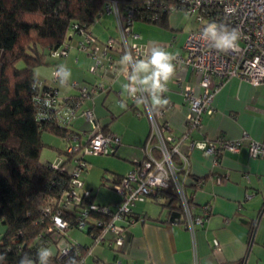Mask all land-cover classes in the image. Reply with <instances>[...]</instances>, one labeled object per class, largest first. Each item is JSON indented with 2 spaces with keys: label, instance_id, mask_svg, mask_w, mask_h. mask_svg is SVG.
Segmentation results:
<instances>
[{
  "label": "crops",
  "instance_id": "crops-1",
  "mask_svg": "<svg viewBox=\"0 0 264 264\" xmlns=\"http://www.w3.org/2000/svg\"><path fill=\"white\" fill-rule=\"evenodd\" d=\"M112 16L113 13L104 10L89 26L88 31L71 34L69 42L71 45L75 42L77 48H71L58 63L65 68L66 74L70 73L67 68L76 62L85 69L82 71L84 74L76 76L71 72L69 78H64L65 83L56 82L53 85L61 98L77 94L78 88L75 86L81 83L102 84L103 88L85 99L80 109H91L96 126L106 128L120 138L111 153H119L126 163L116 165L112 162L110 168L103 170L101 177L110 183L115 176L126 174L135 161L142 158L144 149L152 145L148 139L149 118L139 102L129 100V93L124 89V85L130 82L129 76H124L121 64H117L115 70L108 69L107 57L117 59L120 54L117 41L109 44L111 39H115L108 27ZM104 17L105 20L101 21L100 18ZM156 25L162 29L170 28ZM87 35L94 39L86 43L87 48L78 47L79 41H85ZM135 35L134 39L129 40L141 48L143 57L149 55L150 48L155 45L167 51L175 48L172 42L167 44L158 40L144 41L141 35ZM106 37L109 41L106 40L105 46L96 42L97 38L105 40ZM93 48H96L97 54L105 51L106 57L103 58L102 67L97 70L98 75L87 76V66L95 62L90 51ZM182 53L173 54L176 56L183 55ZM176 66V74L167 84L168 91L161 94L167 98L168 104L162 107L153 105L149 92L148 99L155 110L162 111L158 120L168 125L166 132L181 139L178 146L180 154L186 156L188 164L185 170L192 177L184 183L189 200L196 207L197 213L204 206L209 213L202 224L195 226L192 233L183 225L181 219L178 223L170 222L168 218L171 211L167 212L166 208L158 207V202L154 201L156 206L152 207L146 200L138 201L131 208L133 217L116 222L125 232L123 246L114 248V243L110 246L106 241L97 245L91 244L89 251H94V263L85 259L86 264H95L96 261H116L119 264H192L193 260H196V264H264V154L250 156L248 149V143L252 139L264 143V83L251 84L238 76L229 77L212 96V113H203L201 127L191 129L185 134L189 102L185 100L181 88L185 85L194 87L196 73L183 64ZM40 71L43 72L41 69ZM80 115L74 121V127L81 131L94 130L90 122ZM220 138H242L241 146L237 151L223 150L216 157L196 146H190L199 141H212L217 144ZM52 141L49 140L52 144H58ZM180 154L173 158L178 168L184 166ZM182 171L184 170H180V177ZM103 182L101 181L102 184ZM118 199L116 195L101 204H110L113 208ZM94 201L100 202L96 198ZM161 201L164 202V199ZM143 215L146 218L143 219ZM2 230L0 224V232ZM80 240L82 243H91L89 236L81 237ZM214 240L218 241L217 248ZM103 244H107L113 252L104 249L101 246Z\"/></svg>",
  "mask_w": 264,
  "mask_h": 264
},
{
  "label": "trees",
  "instance_id": "trees-1",
  "mask_svg": "<svg viewBox=\"0 0 264 264\" xmlns=\"http://www.w3.org/2000/svg\"><path fill=\"white\" fill-rule=\"evenodd\" d=\"M109 1L0 0V224L3 228L0 232V254L5 256L0 264H18L25 253L39 264L36 253L40 247L54 250L51 264H66L70 257H75L79 264H86L84 258L91 244L111 240L103 237V228L96 222L108 220L109 215L89 207L90 204H101L94 201V192L88 190V193H83L80 202H59L64 191L72 189L73 168L77 165L75 157L85 163L79 174L83 180L82 174L91 154L80 151L77 155L71 154L66 151V143L61 149L58 144L44 140V133L67 140L71 136H87L93 131H81L74 127V121L82 115L80 105L87 99L82 86L90 84L75 86L78 88L77 94L59 97L54 102L56 107H48L44 104L45 98L58 96V93L53 86L40 81L34 71L38 65L50 64L48 54L53 55L63 47L72 33L88 31ZM117 1L122 6L129 4L141 21L169 26L170 10L166 4L170 0H163L164 4L160 3L159 7L156 2L162 0H155L152 4L147 0ZM54 67L62 70L61 78L65 83V68L60 63ZM58 104L75 108V117L68 121L64 119L62 112L57 110ZM100 129L105 133L110 132L106 128ZM81 143L84 144L85 139ZM45 146H51L58 155H63L60 162L41 161L40 155ZM71 159L75 164L70 170L66 162ZM123 176H115L111 183H119ZM191 179L188 174L185 184ZM118 197L114 207L123 199L122 195ZM149 198L152 202L160 203L167 212L181 210L178 196L171 185ZM101 205L114 209L110 204ZM83 209H86V215ZM57 211L70 228L84 230L91 243L70 239L67 232L58 234L55 230H49L51 217ZM131 211L132 214L125 213L126 220L133 217ZM142 218H146V215ZM81 221H85V226H79ZM59 239L69 245V251L61 257L56 255L55 247ZM108 244L111 246V243Z\"/></svg>",
  "mask_w": 264,
  "mask_h": 264
},
{
  "label": "built area",
  "instance_id": "built-area-1",
  "mask_svg": "<svg viewBox=\"0 0 264 264\" xmlns=\"http://www.w3.org/2000/svg\"><path fill=\"white\" fill-rule=\"evenodd\" d=\"M152 2H155V0H147V3L152 4ZM156 3L158 7L160 3L164 4L163 0ZM166 5L170 11L180 8V10L184 9L188 14L194 15L199 25L196 30L189 32L185 37L183 44L185 56L176 55L174 61L178 65H185V67L196 73L194 87L185 85L181 88L185 100L189 102L184 127L186 134L191 129L201 127L200 120L203 113H212V96L229 77L238 76L251 84L264 83V0H170ZM105 10L115 16L117 37L108 41L109 44L117 41L120 53L117 59L107 57L109 59L108 69L115 70L117 64H121L124 76H130V66L122 64L120 60L126 50H130L134 58L143 57L141 48L129 40V38L134 39L136 36L130 28L134 20L137 19L136 12L129 4L122 6L117 0H110ZM211 22L240 30L241 39L235 49L226 52L219 51L214 47L215 41L210 36L205 37L202 35L204 27ZM85 32L79 31V33ZM92 39H94L92 36L87 35L85 41H79V47L87 48L86 43ZM72 47L69 41L65 42L63 47L53 52V55L65 56ZM90 51L95 57V62L91 65V71L97 72L102 67L106 53L104 51L102 54H97L96 48L90 49ZM126 68L128 71H125ZM61 76L62 70L56 67L53 71V79L62 82ZM136 87L139 91L136 93L135 99L129 96L134 102L137 101L142 104L143 112L149 118L150 133L148 139L152 145L144 149L142 158L135 161L133 167L124 174L119 183L111 185L123 197L114 209H111L108 205H89L90 209L109 215L108 220L96 222L103 228V237L110 238L111 240L108 242L114 243L117 247L123 246L125 237L123 227L117 225V220L124 219L126 214H132L131 208L137 201L154 197L159 194L160 190L168 188L170 185L175 190L181 207V210H178L181 213L178 219L182 220L183 225L189 231L193 233L195 226L202 224L209 212L208 208L204 206L197 213L196 207L191 203L184 190L187 177L185 168H187L188 160L186 156L180 154L178 146H180L181 139L166 132L168 125L158 120V116L162 115V111L160 109L155 110L152 107L148 99V92L143 90V86L136 85ZM101 88H103L101 83H93L89 86H82V92L88 98ZM58 98L57 95L48 96L45 98L44 104L48 107H56L54 102H57ZM57 107V110L62 112V117L67 121L75 117V108L62 104H58ZM82 115L92 122L94 130L85 136L84 144L81 143L82 139H80L82 135L65 139L66 151L75 155L78 151L84 154L112 152L114 144L120 142L118 135L113 132L105 133L100 127L98 128L91 109H83ZM241 142L242 138L236 140L220 138L217 144L212 141H199L192 143L190 146H196L204 150L205 153L210 154V156L216 157L223 150L237 151L241 146ZM248 144L250 156L264 154V143L252 139ZM178 154L181 155L183 160L184 166L182 168H178L173 159ZM74 161L77 165L73 168L72 189L64 191L62 198L59 199L61 204H70L73 201L80 202L82 194L88 193V190L77 191V187L83 184L79 174H81L85 163L77 157ZM182 169L184 171H182L180 177L179 172ZM85 210L83 209V213L86 215L87 211ZM51 220L52 225L49 230L64 234L70 229L68 222L58 211L52 215ZM85 224V221H81L79 226L83 227ZM61 241L62 239H59L55 245L56 255L59 257L69 251V245ZM213 242L217 248L218 241L214 240ZM97 262L95 264H100ZM104 264L119 263L115 261ZM192 264H196V260H193Z\"/></svg>",
  "mask_w": 264,
  "mask_h": 264
},
{
  "label": "rangeland",
  "instance_id": "rangeland-1",
  "mask_svg": "<svg viewBox=\"0 0 264 264\" xmlns=\"http://www.w3.org/2000/svg\"><path fill=\"white\" fill-rule=\"evenodd\" d=\"M105 18L106 17L100 18V20L101 21L105 20ZM169 26H170L169 29H162L160 27H157L156 24L147 23V22L141 21L139 19H135L130 28H132V32L134 34H138L139 36L141 35L142 40H144V41L149 39L152 41L158 40L161 43L167 42V44L172 42L173 46L175 45V48L173 49L174 52L171 49H169L168 51L171 53H175V52L182 53V51H183L182 54H183V56H185V52H184L185 50H183V48H182V45L184 43L183 41H185V39H186L185 37L187 36V34L189 32L196 30L199 27L198 22L195 20V16L188 14L184 9H181V10H180V8L172 9L169 12ZM108 27H109V29L112 30V32H110V33H113L112 35L114 37H117L116 36L117 35V29L115 26L114 16H112V18L110 19ZM107 31H108V29H107ZM106 35H107V33H106ZM173 36H176V37L172 38ZM100 39L101 38H97L98 41L96 40V42L100 43L102 46H105L106 40H108V38L106 37L105 40H100ZM72 46H73L72 48H75V49L77 48L75 42L72 43ZM47 58H48V60L52 61V63L41 64V65L36 66L35 70H34L35 76L40 81H42V82L45 81V82H47V84H49L51 86H53L56 82H57V84L58 83L60 84L59 81H55L53 79V70L55 68L54 66L56 65V63H58L60 60H62L63 57H61L60 55H52V54L49 55L48 54ZM91 64L87 66L85 74L87 76H88V74H89V76L98 75L97 72L94 73V71H91ZM40 69L43 70V72H41ZM67 69L70 73L72 72L76 76H81L82 74H84V72L82 73V71L85 70L81 66H78V64L76 62L72 63L71 66ZM80 82H84V81H80ZM81 84L83 85L85 83H81ZM85 85H89V84L87 83ZM129 100H132V99L130 98ZM139 106L142 107V105H140V104H139ZM44 138H45L44 140H46V142L49 140L50 141L54 140L56 143H58V148L62 149L65 146V140L58 138V137H54L48 133H44ZM85 138H86L85 135H82V139H85ZM62 158H63V155H58V153L56 152V149H53L51 146L43 147L41 155H40V159L42 162L52 161L53 163H56V162H60V160ZM88 159H89V161L87 163L86 169H85L84 173L82 174L83 175V184H82V186L77 187V191H79V192H83L84 190H89L91 192L96 191V193H95L96 195L94 198H96L97 202L100 201L99 203H106L103 201H108V199H110L112 197H116V195L119 196L120 193L113 186H111L112 184L110 182H107L106 179H103L101 177V173L103 172V170L106 167L110 168L112 162H115L116 165H121V163L125 162V161H123V158L120 157L119 153L118 154H112L111 152H109V153H102V154H91L88 156ZM73 162H74L73 159L66 162V166L68 169L71 170L73 168V166L75 164ZM101 181H104V185L101 183ZM144 200H146L145 201L146 203L152 204L151 205L152 207L155 205V202L154 201L152 202V199L149 197H147ZM156 204L159 205L158 207L161 206L158 203H156ZM67 233H68V236L70 237V239H75L77 241H79L81 239V237H87L88 238V236L85 235L84 230H81L79 228H70L67 230ZM80 241H82V240H80ZM95 245H97V243ZM106 245L107 244H103L101 246L106 250L107 249L110 250L109 247ZM94 246H92V247L94 248ZM112 246L115 248V244H113ZM110 251L113 252V250H110ZM93 258H94V251L93 252L89 251L88 253L85 254L84 259H87L91 263H94ZM99 263L104 264V263H108V262H106V261L101 262L100 261Z\"/></svg>",
  "mask_w": 264,
  "mask_h": 264
},
{
  "label": "clouds",
  "instance_id": "clouds-1",
  "mask_svg": "<svg viewBox=\"0 0 264 264\" xmlns=\"http://www.w3.org/2000/svg\"><path fill=\"white\" fill-rule=\"evenodd\" d=\"M202 35L205 37L210 36L215 41L214 47L222 52L235 49L241 39L239 29L228 28L215 22L207 24ZM175 60V54L159 45L152 46L150 55L143 58H134L132 52L126 50L120 62L130 66L131 75L128 77L130 83L124 85V89L135 99L136 93L139 91L136 85L143 86V90L149 92L153 105L159 107L167 105V98L162 97L161 94L168 91L167 84L176 74L177 66L174 63ZM125 71H128V69L126 68ZM69 77L70 73H66L65 78ZM36 255L39 264H51L55 252L50 247H40ZM4 259L5 256L0 254V261ZM18 264H36V262L30 259L29 254L25 253L18 260ZM66 264H79V261L75 257H70Z\"/></svg>",
  "mask_w": 264,
  "mask_h": 264
},
{
  "label": "water",
  "instance_id": "water-1",
  "mask_svg": "<svg viewBox=\"0 0 264 264\" xmlns=\"http://www.w3.org/2000/svg\"><path fill=\"white\" fill-rule=\"evenodd\" d=\"M180 216H181V213L178 211V210H172L171 212H170V215H169V221L170 222H173V223H178L179 222V219L178 218H180Z\"/></svg>",
  "mask_w": 264,
  "mask_h": 264
}]
</instances>
